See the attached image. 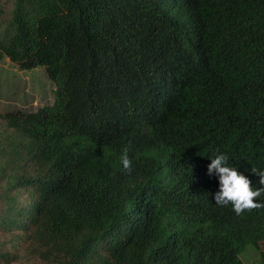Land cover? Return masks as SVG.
Returning <instances> with one entry per match:
<instances>
[{
	"label": "trees",
	"instance_id": "obj_1",
	"mask_svg": "<svg viewBox=\"0 0 264 264\" xmlns=\"http://www.w3.org/2000/svg\"><path fill=\"white\" fill-rule=\"evenodd\" d=\"M4 57L54 88L0 113V264H245L264 208L217 205L207 165L260 187L264 0H12Z\"/></svg>",
	"mask_w": 264,
	"mask_h": 264
},
{
	"label": "rangeland",
	"instance_id": "obj_2",
	"mask_svg": "<svg viewBox=\"0 0 264 264\" xmlns=\"http://www.w3.org/2000/svg\"><path fill=\"white\" fill-rule=\"evenodd\" d=\"M12 0H0L6 12ZM54 85L41 66L20 68L4 57L0 61V113L23 114L51 103ZM264 233L247 244L239 257L245 264H263Z\"/></svg>",
	"mask_w": 264,
	"mask_h": 264
},
{
	"label": "clouds",
	"instance_id": "obj_3",
	"mask_svg": "<svg viewBox=\"0 0 264 264\" xmlns=\"http://www.w3.org/2000/svg\"><path fill=\"white\" fill-rule=\"evenodd\" d=\"M130 147L129 144L122 148L120 154L121 164L126 172L132 171ZM228 161L227 154L218 153L207 165L208 174H215L219 179V191L214 194L215 203L220 206L231 205L237 216L264 208V204L257 201V198L264 194V170L251 168V172L259 177L260 187L254 189L252 181L235 167L229 166Z\"/></svg>",
	"mask_w": 264,
	"mask_h": 264
}]
</instances>
